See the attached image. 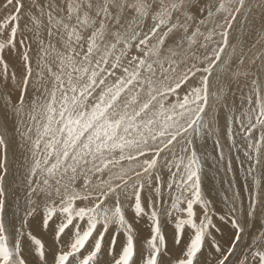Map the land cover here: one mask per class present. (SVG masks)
I'll return each instance as SVG.
<instances>
[{"label":"snow or ice","instance_id":"6c2138e0","mask_svg":"<svg viewBox=\"0 0 264 264\" xmlns=\"http://www.w3.org/2000/svg\"><path fill=\"white\" fill-rule=\"evenodd\" d=\"M0 10V36L10 26L0 39V264H137L126 209L150 221L142 264H171L162 210L175 245L192 230L175 264H200L206 246L211 264H264V227L252 230L264 225V48L230 41L239 20L264 42V12L257 20L246 0H0ZM9 121L26 153L18 225L6 223ZM209 155L226 176L239 162L248 192L245 203L238 173L221 181L222 224L203 190ZM37 222L55 224L51 260Z\"/></svg>","mask_w":264,"mask_h":264},{"label":"bare ground","instance_id":"6f19581e","mask_svg":"<svg viewBox=\"0 0 264 264\" xmlns=\"http://www.w3.org/2000/svg\"><path fill=\"white\" fill-rule=\"evenodd\" d=\"M260 3V0H248L247 1V5L246 6H252V8L254 7L253 9V13H252V16L255 17L257 20H259L262 12H264V10H262L261 8H258L256 7L257 4ZM255 4V5H254ZM237 26V25H236ZM258 27V26H257ZM248 28V27H247ZM235 29V28H234ZM243 30V29H242ZM244 31V30H243ZM249 32V31H248ZM256 33V32H255ZM242 34V31H240V35H230V41L234 43V41H237L238 38H243L244 35H241ZM246 36V35H245ZM247 37V36H246ZM249 37V36H248ZM251 37H254V41H257L259 40V35L257 37V35H251ZM1 38V37H0ZM245 40V39H244ZM252 40V39H251ZM241 42L243 40H240ZM254 41H252L251 43H253ZM246 42V41H245ZM250 43V42H249ZM246 46V44H244ZM247 45L248 44V41H247ZM248 46H246L247 48ZM260 48H264V43H261V46H259ZM2 128V127H1ZM24 131V130H23ZM4 132V131H3ZM13 133H18L15 131V129L12 127V121H9L8 123V129H7V135L9 138V142L10 144H12L13 147L16 148L17 144H18V135H15ZM3 134V133H2ZM19 134V133H18ZM13 135V137L11 136ZM20 136V135H19ZM6 139V138H5ZM21 139V137H20ZM7 140V139H6ZM21 141V140H20ZM8 142V141H7ZM208 144V143H207ZM19 145V144H18ZM208 146V145H207ZM207 146H206V149H207ZM20 147V146H19ZM18 147V148H19ZM9 148V147H8ZM22 148V147H21ZM211 154L213 153V148H212V151L210 149V147L208 146ZM12 149V148H11ZM20 150V148H19ZM18 150V151H19ZM14 152V150H12ZM10 151V152H12ZM18 151H17V154H18ZM23 151V150H22ZM21 152V151H20ZM225 154L227 155V153L225 152ZM9 155V154H8ZM11 155V154H10ZM13 156V155H12ZM16 156V155H14ZM18 156V155H17ZM19 157V156H18ZM24 158V157H23ZM16 159V158H14ZM11 160V159H10ZM212 158L209 156V159L205 162V172H204V192L206 191V197L208 199H211L214 201V207L215 209L217 210V213L218 215L214 218L216 221H218L219 223H223V222H220L218 220L219 218V215L222 214V210L223 211H226V209L224 208V205H223V202H222V195H223V191H222V185H219V182L220 181H215L214 179H212L211 177H214L211 173H210V170L213 168V161H211ZM24 161V159H23ZM14 168L16 167V163L17 161H14ZM19 162V161H18ZM11 163V162H10ZM13 164V163H11ZM10 164V165H11ZM210 164V169L206 171V168H208V165ZM24 165V164H23ZM19 168H22L19 167ZM18 170V168H17ZM16 170V171H17ZM215 170V168L213 169ZM11 171V170H10ZM12 171H14L12 169ZM15 172V171H14ZM214 172V171H213ZM13 174V172H10V174ZM208 173L211 175V177L208 175ZM219 173V172H218ZM238 173V186L237 187V190L238 188L240 189V191H242V197L245 201V203H247V197H248V192H244L243 190H241V183L243 184L244 182V173L241 172V171H238L236 169V173L235 175H237ZM11 174V175H12ZM17 174V172H16ZM219 174H223L226 178H224L225 180H228V179H231L232 178V174L229 173L227 176L224 174V172H221ZM10 175V176H11ZM15 177V176H13ZM17 177V176H16ZM9 178V177H8ZM14 179V178H13ZM7 180L6 181V189H8V202L11 204L10 207H8V217H6V221H9L7 223H12V220H11V216H12V213L14 211L17 210V204H16V201L19 200V210L22 211V209L24 208V204H25V201H24V196H25V182H16L15 180ZM16 179V178H15ZM20 179V178H19ZM14 182H13V181ZM211 181V184H209L208 181ZM22 181V180H21ZM262 182H264V178H262ZM21 186H23V189H21ZM227 185H223V188H226ZM212 188V189H211ZM211 189V190H210ZM24 195V196H23ZM12 209V210H11ZM163 213V211H162ZM21 214V212H20ZM23 215V214H22ZM126 216L133 219V216L134 214L130 211V210H127L126 211ZM184 215L181 214V218H183ZM161 220L164 221L166 216L163 215L161 216ZM55 220V219H54ZM135 220V219H133ZM135 223H137V225H135ZM135 226L134 229L136 231V234H137V239L140 240V242H136V249H137V255L134 257V259L137 261V264H142V260H141V257H140V251L141 249L144 247V243H145V238L146 237H149L150 235V232H146V230L144 231L143 230V227L145 226H149L150 225V221L147 219V217H144L143 219H138L136 222H133L132 223ZM168 224L170 225H167V228L165 229V231L163 232L164 236H165V239H166V243H167V249H168V253L169 254H166L164 259L166 262L168 261H171V264H175V258L180 256L181 255V248L183 247V244L184 242H187L189 240V234L192 232V230L187 226H185V230H184V233H183V241H182V244L177 246L174 244V234H175V227H174V223H171V222H168ZM258 225V224H257ZM264 226V225H262ZM262 226L260 225L258 229L262 228ZM257 227V226H256ZM54 228H55V224L54 222L50 223V228L48 230H43L39 227V223L37 222V226L36 228L33 230V234L37 236V238L39 237H42L43 240L45 241L46 243V250H47V253H48V259L51 260L52 259V256L53 254L56 252V249L58 247V245L56 244V242L54 241ZM146 229V228H145ZM254 230H256L254 228ZM224 237L223 239L224 240H227L228 239V236L231 234V226L230 224L229 225H224ZM217 238L218 240L220 239V235H217ZM247 237L245 236V239ZM123 237H118V243H117V246H116V251L119 252L120 251V245H119V241L122 240ZM43 241V242H44ZM144 243H142V242ZM204 256L202 258H199L198 256V259L200 261V264H211L212 262V259H213V250L206 246L205 249H204ZM102 261H106L108 259H110V257H107V256H102L100 258Z\"/></svg>","mask_w":264,"mask_h":264},{"label":"rangeland","instance_id":"374dc122","mask_svg":"<svg viewBox=\"0 0 264 264\" xmlns=\"http://www.w3.org/2000/svg\"><path fill=\"white\" fill-rule=\"evenodd\" d=\"M247 1L248 0H246V5H247ZM255 5V4H254ZM253 9H254V7H253ZM3 17H4V11L3 10H0V23H3ZM255 18V17H254ZM21 24H23V21H21ZM237 26H235L234 28V30L231 32V34L230 35H240V31H242V34L241 35H244V37L243 38H238L237 39V41H234V43H239V42H241L240 40H243L242 42L244 43V44H246V46H248L247 48H252V45L253 44H255L256 45V47L255 48H252V51L253 52H256V51H259V50H261L262 48H260L259 46H261V43H264V42H261V43H259V44H257L256 42L257 41H254V37H251V35H257V37H258V35H259V28L257 27V31H256V33L255 32H253L252 31V29L249 27V26H244V27H241L240 26V22H239V20H238V22H237V24H236ZM248 27V28H247ZM244 31H243V30ZM8 31H10V26H9V29L8 30H5V32H4V34H3V36H0L1 38L0 39H3V38H5L6 37V35H7V32ZM249 31V32H248ZM247 37H246V36ZM249 36V37H248ZM245 39V40H244ZM252 39V40H251ZM246 41V42H245ZM247 41H248V44L249 45H247ZM252 41H254L253 43H251ZM250 42V43H249ZM246 46H245V48H246ZM246 48V49H247ZM10 62V64L11 63H15V60L13 59V60H11V61H9ZM4 99H5V97H0V104H2L3 102H4ZM12 99L13 100H15V96H13L12 97ZM222 123H223V119H222V121H221ZM12 127H13V122H12ZM14 128V127H13ZM24 129L23 128H21V131H23ZM3 128H1L0 127V134H2L3 133ZM13 134H15V135H18V144H17V146H16V148L15 147H13L12 146V144H10V142H9V138H7L8 137V135L6 134V136H5V138L7 139V141H8V156H9V168H10V172H13V174L11 175L10 174V172H9V175H8V177H7V180H11V179H13V180H15L16 182H18V181H20V182H25V180H24V176H25V172H26V165H25V163H24V161H23V159L25 160V155H26V153H25V148L24 147H22L21 148V144H22V140L20 139V136H19V134L18 133H13ZM12 137H13V135H11ZM222 136H223V133H222ZM21 140V141H20ZM222 143H225V141L222 139ZM209 147H210V149H211V151H212V148H213V145H212V141L211 140H209L208 141V144H207ZM20 146V147H19ZM208 146H207V149H206V152L208 153V154H211V152H210V150H209V148H208ZM20 148V150H19V148ZM212 147V148H211ZM12 148V149H11ZM12 150H14V152L12 151ZM19 150V151H18ZM23 150V151H22ZM10 151H12V152H10ZM17 151H18V154H17ZM21 151V152H20ZM224 151L227 153L228 152V149H227V147H225L224 148ZM11 154V155H10ZM13 155V156H12ZM14 155H16V156H14ZM19 157H18V156ZM210 157H211V155H209ZM24 157V158H23ZM14 158H16V159H14ZM11 159V160H10ZM14 161H17V163H16V167L14 168ZM19 161V162H18ZM212 161V160H211ZM13 163V164H11V163ZM11 164V165H10ZM24 164V165H23ZM22 166V168H19V167H21ZM244 167H247V165L245 164L244 165ZM17 168H18V170H17ZM233 168H234V172L233 173H231L233 176H236L235 175V173H236V169L238 170V171H240V169H241V165L239 164V162H237V161H234V163H233ZM12 169L15 171H12ZM210 169V164L208 165V168H206V171L207 170H209ZM214 169V167L210 170V173L214 176V177H211V175L208 173V175L212 178V179H214L215 181H220L219 182V185H222L221 184V181L222 180H225L224 178H226L223 174H219L216 170H213ZM17 170V171H16ZM214 171V172H213ZM16 172H17V174H16ZM221 172H223V171H221ZM242 172V171H241ZM11 175V176H10ZM13 176H15V177H13ZM17 176V177H16ZM233 176H232V178H233ZM16 178V179H15ZM20 178V179H19ZM244 178V177H243ZM203 179H205L204 178V176H203ZM12 180V181H13ZM22 180V181H21ZM211 181L212 180H210V181H208L209 182V184H211ZM14 182V181H13ZM204 185H205V183H203V187H204ZM224 185H226V184H224ZM237 187H239L238 186V183H237ZM5 188H6V186H5ZM205 188V187H204ZM203 188V189H204ZM21 189H23V186H21ZM212 189V188H211ZM210 189V190H211ZM238 190H240L239 188H238ZM241 190H243V184L241 183ZM6 191H8V189H6ZM244 192H247V191H244ZM204 193H206V191L204 192ZM9 195V194H8ZM206 195V194H205ZM24 196V195H23ZM8 205H9V207L11 206V204L8 202ZM185 205H182V207H184ZM12 210V209H11ZM126 211H127V209H126ZM163 211V210H162ZM162 211H161V216H163L164 215V211H163V213H162ZM21 212V216H22V214H23V209H22V211H20ZM182 215H184V217L183 218H186V214H182ZM217 215H218V213H217ZM55 219V218H54ZM127 219L129 220V222H131V223H133V222H136L137 220H133V219H131V218H129V217H127ZM162 219V218H161ZM141 220V219H140ZM7 222H9V221H6V223ZM12 222H15L17 225L19 224V220L17 219L16 221H12ZM50 223H52V222H50ZM161 224H162V232H164L165 231V229L167 228V225H170V224H168V221H167V218H165V220L164 221H162L161 220ZM135 225H137V223H135ZM138 226V225H137ZM137 226H135V227H137ZM259 224L257 225V227L255 228L256 230H254V229H252L253 231H258L259 229ZM262 226V225H261ZM133 227H134V225H133ZM134 227V228H135ZM262 227H264V226H262ZM146 228V229H145ZM187 228H188V226H187ZM143 230L145 231L146 230V232H150V227L149 226H145V227H143ZM225 232V231H224ZM216 235H220L219 233H216ZM120 237H122V236H120ZM247 237V236H246ZM41 240H42V242L44 241L43 240V238L42 237H39ZM248 239V237L246 238V240ZM106 240H107V237H106ZM136 242H140V240H138V239H136V241H135V245H136ZM142 242V241H141ZM44 244H45V246H46V243H45V241L43 242ZM142 243H144V242H142ZM145 244V243H144ZM137 248V247H136ZM47 251V250H46ZM204 250H203V254L202 255H200L199 256V258H202L203 256H204Z\"/></svg>","mask_w":264,"mask_h":264}]
</instances>
